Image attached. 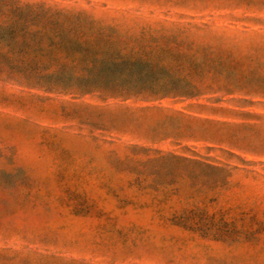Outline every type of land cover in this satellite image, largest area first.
<instances>
[{"label":"rangeland","instance_id":"1","mask_svg":"<svg viewBox=\"0 0 264 264\" xmlns=\"http://www.w3.org/2000/svg\"><path fill=\"white\" fill-rule=\"evenodd\" d=\"M12 21L219 56L221 83L63 88ZM0 264H264V0H0Z\"/></svg>","mask_w":264,"mask_h":264},{"label":"trees","instance_id":"2","mask_svg":"<svg viewBox=\"0 0 264 264\" xmlns=\"http://www.w3.org/2000/svg\"><path fill=\"white\" fill-rule=\"evenodd\" d=\"M15 25L19 26V29L14 30L12 27ZM23 25L24 21H12L8 26L12 31L10 36H19L20 44L25 48L27 36L30 37L31 44L35 36H39V40L44 39L45 42H39L38 39L34 41L38 52L45 53L50 62H57L58 57L62 56L64 60H58L55 73L64 81L66 77L69 80L73 78L76 82L63 84V88H80L103 94L108 98H130L148 93L149 96L145 99H155L167 95L192 97L190 92H197L199 86L207 87L221 83L217 78L221 74L219 56L207 58L202 55V59L197 63L192 56L180 49H173L171 54L165 49H160L158 54L154 55L152 49L146 51L147 46L128 47L120 38L115 40L116 36L113 41V37H103L99 33H83L81 26L70 30H63L61 26L52 29L44 27L37 33H30L28 27ZM160 55H170V63L150 60L158 59ZM194 55L197 53L194 52ZM157 71L164 73V78H154ZM206 82L207 85H204ZM231 86L234 85L231 83ZM178 218L183 228L198 231L202 236H206L210 230L209 226L194 222L191 215Z\"/></svg>","mask_w":264,"mask_h":264}]
</instances>
